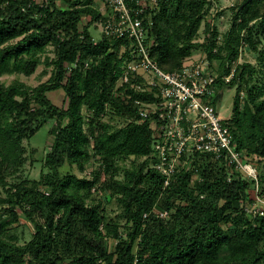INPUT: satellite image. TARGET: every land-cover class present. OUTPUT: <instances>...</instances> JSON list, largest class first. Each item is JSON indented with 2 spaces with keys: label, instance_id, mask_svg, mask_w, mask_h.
<instances>
[{
  "label": "trees",
  "instance_id": "trees-1",
  "mask_svg": "<svg viewBox=\"0 0 264 264\" xmlns=\"http://www.w3.org/2000/svg\"><path fill=\"white\" fill-rule=\"evenodd\" d=\"M211 4L157 0L149 5L145 17L151 15L149 35L154 40L150 53L161 67L174 70L192 54ZM84 15L91 19L81 29ZM104 18L92 1L0 0V76L32 74L43 63L39 55L48 45L55 54L44 60L53 65L47 81L31 87L0 80V183L7 191V206L0 209V264H264V214L247 211L254 179L231 172L225 160L199 152L193 154L194 168L180 167L167 186L165 177L149 166L152 133L148 122L139 121L135 100L153 95L130 82L118 86L133 52L126 39L102 32L95 39L91 26L96 28ZM260 18L264 34V0H242L221 45L215 26L202 47L207 57L221 61L217 95L224 85L237 86L226 122L238 148L264 168L263 71L239 62L232 78H223L241 47L258 49V30L251 22ZM59 88L66 92L67 107L47 95ZM107 115L123 123L112 125L104 120ZM50 118L59 122L51 129L53 140L44 161L49 171L39 180L9 183L6 175H15L26 161L24 140ZM131 156L144 159L117 178L118 161ZM92 160L99 168L91 177L62 176L66 162L85 171ZM259 185L264 195L262 170ZM93 188L107 189L117 200L125 234L119 223L106 221L103 199L96 205L87 202ZM158 210L168 214L162 217ZM19 214L34 225L32 238L23 244L6 236ZM107 237L116 239L113 251Z\"/></svg>",
  "mask_w": 264,
  "mask_h": 264
},
{
  "label": "built area",
  "instance_id": "built-area-1",
  "mask_svg": "<svg viewBox=\"0 0 264 264\" xmlns=\"http://www.w3.org/2000/svg\"><path fill=\"white\" fill-rule=\"evenodd\" d=\"M110 9L97 24L110 37L127 40L132 59L124 67L118 86L131 83L153 99H136L139 121L148 122L152 133V150L146 157L149 166L165 177L169 185L180 167L194 168L193 154L207 153L225 160L231 172L237 170L243 177L255 180L247 211L253 216L264 214V195L259 185V168L245 151L238 148L227 118L216 110L217 77L220 59L206 55L188 56L182 65L166 70L151 57L153 38L149 35L151 15L146 20L149 5L157 0H106ZM216 50V49H215ZM240 61L229 65V81ZM231 179V174L228 177ZM162 217L167 210H158Z\"/></svg>",
  "mask_w": 264,
  "mask_h": 264
},
{
  "label": "rangeland",
  "instance_id": "rangeland-1",
  "mask_svg": "<svg viewBox=\"0 0 264 264\" xmlns=\"http://www.w3.org/2000/svg\"><path fill=\"white\" fill-rule=\"evenodd\" d=\"M37 2H42L43 0H36ZM84 1H92L94 5L99 8V11L103 13H108L110 11L106 0H84ZM212 4L210 5L207 14L204 17V21L199 29V35L197 37V45L194 47L192 56L199 57L205 55L204 49L202 47V43L205 41L206 36L210 29L213 27H217L219 31V45L222 43L223 34L231 27L234 21L235 9L238 4L242 2V0H211ZM237 4V5H236ZM61 6H67L64 1H60ZM233 5H236L235 7ZM90 16L84 15L80 21V28L83 27L90 21ZM263 19L254 20L251 22V27L254 31L258 30V36L255 38L260 39V43L257 50H253L252 46L244 45L240 48L238 61L240 62H251L257 66L258 69H262V73L259 75L264 76V59H261V50L264 49V34L261 33V21ZM93 24L91 29L95 36V39L99 40L102 37V33L100 31V26L97 25L94 28ZM209 25V26H208ZM209 27V28H208ZM246 31H243L245 34ZM54 46L48 45L44 53H41L39 57H41L43 63L38 65L37 69L30 75L14 72V73H6L0 76V80L5 83V85H9L15 82H24L26 85L34 87L41 82L47 81L52 73H53V65H48L44 62L45 57H49L48 61L54 57ZM190 55V56H191ZM225 87L221 90V94L215 97V107L219 115L224 118H229L232 115V109L234 104V97L236 93V85L233 87H229L228 85H224ZM242 94V93H241ZM246 93L242 94L244 96L243 101L246 97ZM47 95L52 100V102L60 107H67L68 99L66 92L63 88H59L56 90L48 91ZM242 101V104H243ZM105 121L111 123L112 125H121L123 123L122 119L118 116L107 115L104 119ZM57 118H50L45 122L29 139L24 140V144L26 146L25 163L20 167V170L15 175H6V179L9 183H18L22 180H39L42 176V173H47L49 169L45 166L44 161L46 154L50 150V145L53 140V135L51 133V129L56 127L58 123ZM254 160L256 157H253ZM144 157L135 158L131 156L127 159H122L118 161L119 172L117 174V178H123L124 172L126 169L131 168V166L135 163L138 164L143 161ZM256 163V162H255ZM259 163V171H264L262 167V163ZM99 168V163L97 160H92L87 163V168L85 171H81L77 164L66 162V164L61 168L62 176L65 177L67 175H76L77 177H91V171ZM7 196L6 188L3 184L0 183V209L2 207H6L7 203L4 199ZM103 199V206L101 209L104 211L106 221L119 223L120 230L125 234V224L126 221L123 218H119L117 215L120 212V207L118 206L117 200L115 198L109 197V192L107 189L101 188L100 190L93 188L92 189V198H87L88 203H92L94 205L98 204L99 201ZM34 233V225L28 220L23 214H19L18 220H13V222L9 225V231L6 234L7 238L13 242L23 244L29 241ZM107 247L111 251L114 250L116 239L107 237Z\"/></svg>",
  "mask_w": 264,
  "mask_h": 264
},
{
  "label": "water",
  "instance_id": "water-1",
  "mask_svg": "<svg viewBox=\"0 0 264 264\" xmlns=\"http://www.w3.org/2000/svg\"><path fill=\"white\" fill-rule=\"evenodd\" d=\"M248 2L251 1V0H247Z\"/></svg>",
  "mask_w": 264,
  "mask_h": 264
}]
</instances>
